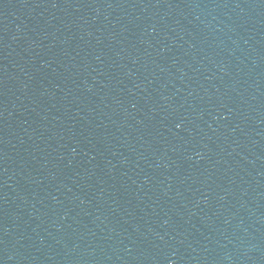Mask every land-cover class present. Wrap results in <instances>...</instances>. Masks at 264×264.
I'll use <instances>...</instances> for the list:
<instances>
[{
  "label": "water",
  "instance_id": "obj_1",
  "mask_svg": "<svg viewBox=\"0 0 264 264\" xmlns=\"http://www.w3.org/2000/svg\"><path fill=\"white\" fill-rule=\"evenodd\" d=\"M0 264H264V0H0Z\"/></svg>",
  "mask_w": 264,
  "mask_h": 264
}]
</instances>
